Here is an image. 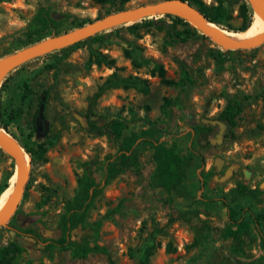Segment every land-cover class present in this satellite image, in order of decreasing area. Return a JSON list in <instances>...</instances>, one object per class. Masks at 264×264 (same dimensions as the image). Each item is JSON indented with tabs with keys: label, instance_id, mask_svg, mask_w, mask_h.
I'll return each mask as SVG.
<instances>
[{
	"label": "rangeland",
	"instance_id": "obj_1",
	"mask_svg": "<svg viewBox=\"0 0 264 264\" xmlns=\"http://www.w3.org/2000/svg\"><path fill=\"white\" fill-rule=\"evenodd\" d=\"M161 1L131 0L123 9ZM203 1L209 5L220 2L226 14L218 27L221 31L231 33L223 26L240 24L237 16L243 0ZM46 3L54 5L52 18L61 26L57 32L49 31L45 38L73 32L119 12L92 0H0V60L23 48L27 23L37 7ZM146 19H161L164 24L135 31L127 28L130 24L120 25L111 28L109 34L57 56L29 59L5 76L0 112L4 120L7 116L12 120L8 132L33 154L28 157V177L17 208L6 226H0V249L13 242L27 250L17 264H24L26 257L35 258L36 254L31 242L15 237L13 230L34 227L42 237L55 238L62 203L76 189L79 163L94 160V178L100 182L104 157L116 151L113 142L92 135L82 118L98 87L111 73L118 85L94 99L93 113L128 120L132 112L134 117L153 121L159 129L158 141H178L186 152L194 153L187 173L192 187L172 205L164 203L161 195L148 186L153 166L151 149L145 146L136 168L122 172L104 187L88 212L89 222L106 215L97 244L108 255L90 254L78 259L70 257L66 249H56L52 260L45 263L234 264L233 258H238L264 264L259 237H264V224L253 221L264 214V42L251 50H231L219 65L218 54L224 50L190 24L174 25L175 32H191L177 39L171 36V22L160 12ZM96 54H101L103 60H113V65L109 67L106 61L93 64ZM142 60L160 63L176 86L161 85L149 75ZM44 91L48 94L38 121L35 111ZM165 101L168 105L162 113ZM232 101L239 102L240 111L230 128L214 118ZM203 126L208 127L206 141L192 131ZM13 169L11 159L0 150V185L11 184ZM200 171H210L212 176L203 182ZM238 182L259 190L261 202L255 204L240 197L228 203L236 212L235 218L247 224L250 234L240 251L235 252L222 236L228 220L221 199ZM170 217L173 220L167 223ZM145 247L151 248V255L143 263Z\"/></svg>",
	"mask_w": 264,
	"mask_h": 264
},
{
	"label": "trees",
	"instance_id": "obj_2",
	"mask_svg": "<svg viewBox=\"0 0 264 264\" xmlns=\"http://www.w3.org/2000/svg\"><path fill=\"white\" fill-rule=\"evenodd\" d=\"M97 5H111L117 8V11L123 10V6L131 0H92ZM184 3L189 8L196 11L208 23L213 24L217 28L220 27L221 21L225 18L226 14L220 2L217 5L206 4L203 0H176ZM54 7L51 3L41 4L35 10V13L27 23L23 33L22 47L36 43L46 37L49 31L57 32L61 26V22L52 18L51 10ZM162 17L171 22L170 28L173 30L171 36L177 39H182L181 34H190V30L184 29L181 32L174 31V25L187 26L188 24L181 19L162 14ZM237 18L240 19L238 26L232 27L224 25V30L231 33L222 31L227 36H234L243 34L254 23L252 20V13L248 5L243 2L238 10ZM156 23L163 26L164 21L161 19H142L136 21L127 28L135 31L140 28L154 26ZM80 26V25H79ZM219 29V28H218ZM220 30V29H219ZM108 31V32H107ZM221 31V30H220ZM111 30H106L95 34L85 40L77 42L71 46L63 48L58 51L34 57L35 59L41 57L57 56L67 50L73 49L76 46L98 39ZM58 34V33H56ZM231 50H224L218 54V64L221 65L226 61V55ZM127 57H130L129 52L124 50ZM104 58L101 54H96L93 59V64L99 65L106 61L107 65L111 67L113 60ZM148 67L149 75L156 77L159 83L165 87L176 86V82L166 76L165 70L160 63L151 60H142ZM139 67L140 64H137ZM115 74L111 73L104 82L98 87L97 92L94 94L93 99L88 104L83 121L88 131L94 136H104L107 140L116 145V151L113 155H106L102 164V177L100 182H96L94 178L95 161L85 160L79 163L80 175L76 179V189L70 199L62 203L60 214L57 216L55 231L56 237L53 239L44 238L40 235L39 231L34 227H17L13 230L15 237L29 240L32 244V250L35 252V258L26 257L24 264H46L45 261L52 260L53 252L56 249H66L70 257L82 259L90 254H102L107 256V250L97 244L99 229L102 222L106 219V215L89 222L88 212L92 207L94 199L101 193L102 189L112 182L119 174L126 170L136 168V161L139 153L148 146L151 149V162L152 171L148 179V186L157 191L164 203L172 205L175 200L183 198L187 195L192 183L189 182L187 173L192 167L195 155L192 151L186 152L178 141H158L157 134L159 133L158 127L153 121L146 117H134L130 112V118L125 120L120 117H100L93 113L94 99L99 97L105 90L114 88L118 85L117 80L114 79ZM4 81L0 82V92L4 85ZM24 89L27 85L24 84ZM47 91L43 92L42 98L37 103L35 116L42 118V111L44 110ZM168 102L160 108L163 113ZM147 110V107L144 106ZM240 111L238 101H232L225 104L223 109L216 115L214 120L216 122L224 123L230 128L235 125V118ZM11 118L7 116L4 120L0 112V129H3L4 134L12 137L23 151L32 157L31 150L21 141L17 136L8 132L7 126L11 122ZM134 127H137L135 129ZM2 131V130H1ZM192 131H197V136L200 140H207L208 127L203 126L202 129L194 128ZM194 132V133H195ZM16 176V169H13L10 185L4 183L0 185V201L6 194L9 195L14 184ZM212 176V172H199L200 179L208 180ZM260 191L250 189L242 182H238L235 186L223 195L221 199L222 205L226 210L227 224L222 230V236L229 240L233 251H240L242 243L249 238L248 226L241 219H236V212L228 205V203L236 202L240 197H245L253 201L255 204L261 202ZM173 220L170 217L167 223ZM255 223L261 222L264 224V214H259L253 218ZM261 248L264 250V237L259 234ZM27 252L26 248L18 247L13 242L9 243L8 247L0 249V264H17L18 259ZM10 254V255H9ZM151 255V248L145 247L142 253V262L145 263ZM234 264H252L251 262L241 261L238 258H233Z\"/></svg>",
	"mask_w": 264,
	"mask_h": 264
},
{
	"label": "water",
	"instance_id": "obj_3",
	"mask_svg": "<svg viewBox=\"0 0 264 264\" xmlns=\"http://www.w3.org/2000/svg\"><path fill=\"white\" fill-rule=\"evenodd\" d=\"M243 1L248 5L252 15L257 17L263 24L261 33L251 41L238 42L231 40L224 35L213 33L208 27V22L193 9L192 10L195 12V14H184L179 11L176 3H184L176 0H163L155 4L138 6L135 8H125L113 15L96 20L78 30L45 38L3 57L0 60V82L4 80L5 76L10 70L23 64L29 59H33L34 57L42 56L53 51L61 50L111 28L142 20L149 17L156 11L160 12L161 14H167L179 18L183 22L190 24L200 34L208 37L213 42V44L223 50H251L260 46L264 42V10L255 0ZM73 117L78 121L81 120L80 116L75 113H73ZM36 119L38 121L41 120L40 117H37ZM0 130L5 132L3 129ZM2 132L0 131V150L11 159L14 168L21 174V176L17 178L13 184L10 195L6 202L4 215L0 218V226H6L8 220L17 208L18 199L22 193L23 186L27 181L29 162H25L15 154L11 144Z\"/></svg>",
	"mask_w": 264,
	"mask_h": 264
},
{
	"label": "bare ground",
	"instance_id": "obj_4",
	"mask_svg": "<svg viewBox=\"0 0 264 264\" xmlns=\"http://www.w3.org/2000/svg\"><path fill=\"white\" fill-rule=\"evenodd\" d=\"M255 1L264 10V0H255ZM176 6H177V8L179 9V11L181 13H184V14H195V12L192 9L188 8L184 4L176 3ZM208 27L211 30V32L224 35V36L228 37L231 40L238 41V42H248V41H251V40L255 39L261 33L263 24L257 17L254 16V23L252 24L250 29L246 30L243 34H237L234 37H230V36L225 35L222 31H220L216 26H214L211 23H208ZM4 135L6 136L7 140L11 144L15 154L18 157H20L21 159H23L25 162H28V156L23 151V149L17 144V142H15V140H13L10 136H8L6 134H4ZM20 176H21V174L16 170V180ZM9 195L6 196V199L4 201H0V218L3 217V215H4V210H5L6 202H7V199L9 197Z\"/></svg>",
	"mask_w": 264,
	"mask_h": 264
}]
</instances>
